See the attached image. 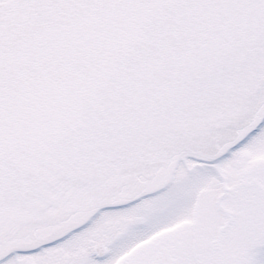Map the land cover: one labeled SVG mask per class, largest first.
Masks as SVG:
<instances>
[{"label": "snow or ice", "instance_id": "obj_1", "mask_svg": "<svg viewBox=\"0 0 264 264\" xmlns=\"http://www.w3.org/2000/svg\"><path fill=\"white\" fill-rule=\"evenodd\" d=\"M0 264H264V0H0Z\"/></svg>", "mask_w": 264, "mask_h": 264}]
</instances>
